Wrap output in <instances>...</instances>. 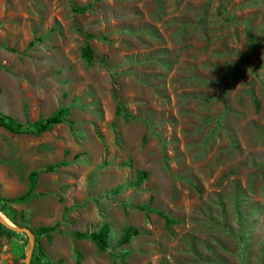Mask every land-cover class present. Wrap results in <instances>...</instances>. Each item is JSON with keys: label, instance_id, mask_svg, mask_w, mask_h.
<instances>
[{"label": "rangeland", "instance_id": "obj_1", "mask_svg": "<svg viewBox=\"0 0 264 264\" xmlns=\"http://www.w3.org/2000/svg\"><path fill=\"white\" fill-rule=\"evenodd\" d=\"M63 106L38 136L0 127L1 197L66 162L0 211L59 224L37 240L50 264H264V0H0V110ZM103 223L104 252L71 235ZM27 241L1 235L0 264H24Z\"/></svg>", "mask_w": 264, "mask_h": 264}, {"label": "trees", "instance_id": "obj_2", "mask_svg": "<svg viewBox=\"0 0 264 264\" xmlns=\"http://www.w3.org/2000/svg\"><path fill=\"white\" fill-rule=\"evenodd\" d=\"M87 7L76 8L77 11H83ZM82 57L90 64L93 60V52L92 49L85 45L82 48ZM257 104V101H256ZM121 108L117 106L116 113H120ZM69 113V108L66 106L60 107L55 110L51 115L45 118H38L37 120L30 122L25 121L24 123L18 122L12 117L5 114L3 111L0 110V127L12 134L21 135V134H29L38 136L46 131H48L54 125L63 123L66 120V116ZM126 118L128 115L126 113L123 114ZM66 162L62 161L56 165H48L43 170L34 169L30 171L27 175L28 184L27 189L19 196L14 198H3L0 196V211H4L7 207L8 203H25L33 195V191L37 184V177L40 172H50L54 169L55 166L64 165ZM146 177V173L144 171H139L137 176V181L140 182ZM120 187H116L114 192L117 193ZM140 210H145L146 207L144 205L137 206ZM160 217L164 218L168 224L175 223V220L169 217L166 214H163L161 211H154ZM59 226L58 223L48 226V225H41L38 226L35 230H33L35 234V245L32 253L31 264H50V260L47 258L43 248L37 242L40 236H45L48 240L51 239V233L57 230ZM110 227L108 223H103L102 226L97 231L86 232V231H74L72 232V236L77 239H89L91 240L98 252H104L107 249L108 245V235H109ZM14 231L6 227L5 225L0 223V236L3 234L10 235L13 234ZM138 233L137 229L134 227H126L124 228L122 234L119 237L118 244H126L129 240ZM79 264L80 256L77 257Z\"/></svg>", "mask_w": 264, "mask_h": 264}, {"label": "water", "instance_id": "obj_3", "mask_svg": "<svg viewBox=\"0 0 264 264\" xmlns=\"http://www.w3.org/2000/svg\"><path fill=\"white\" fill-rule=\"evenodd\" d=\"M0 223L8 227L9 229L16 231V232H25L28 236V241H27V247H26V252H25V261L24 264H31V258H32V253L35 245V234L33 233L32 230H30L27 227H16L11 224H9L5 219H3L0 216Z\"/></svg>", "mask_w": 264, "mask_h": 264}]
</instances>
